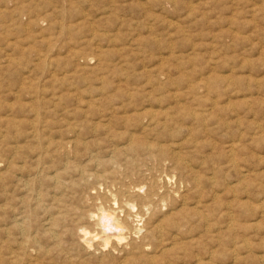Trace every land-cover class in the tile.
I'll return each instance as SVG.
<instances>
[{
    "label": "rangeland",
    "instance_id": "rangeland-1",
    "mask_svg": "<svg viewBox=\"0 0 264 264\" xmlns=\"http://www.w3.org/2000/svg\"><path fill=\"white\" fill-rule=\"evenodd\" d=\"M201 260L264 264V0H0V264Z\"/></svg>",
    "mask_w": 264,
    "mask_h": 264
},
{
    "label": "bare ground",
    "instance_id": "bare-ground-1",
    "mask_svg": "<svg viewBox=\"0 0 264 264\" xmlns=\"http://www.w3.org/2000/svg\"><path fill=\"white\" fill-rule=\"evenodd\" d=\"M131 97H132V96H131ZM225 102H226V100H225ZM227 103H228V102H227ZM225 105H226V104H225ZM225 105H224V106H225ZM226 106H227V105H226ZM150 108H151V107H150ZM124 110H125V109H124ZM125 113H126V111H125ZM128 114H130V113H128ZM125 115H126V114H125ZM121 116H122V115H121ZM127 117H128V115H127ZM131 118H132V117H131ZM126 120H127V119H126ZM132 120H133V119H132ZM38 121H39V120H38ZM133 121H134V120H133ZM33 123H34V122H33ZM33 123H32V124H33ZM107 124L109 125V123H107ZM103 125H104V124H103ZM105 125H106V123H105ZM138 126H139V125H138ZM33 127H34V126H33ZM109 128H110V127H109ZM136 129H137V128H136ZM113 131H114V130H113ZM136 131H137V130H136ZM114 132H116V131H114ZM130 132H131V131H130ZM77 133H78V132H77ZM42 134H43V133H42ZM29 135H30V133H29ZM34 135H35V134H34ZM45 135H46V134H45ZM78 136H79V135H78ZM21 137H22V136H21ZM27 137H28V136H27ZM138 137H139V136H138ZM65 139H66V138H65ZM27 140H28V139H27ZM75 140H77V139H75ZM111 140H112V139H111ZM131 140H132V139H131ZM84 142H85V141H84ZM112 144H113V143H112ZM137 144H138V145H137V148H138V149H143V150H144V149H145V150L149 149V146L146 145L145 143H137ZM15 145H17V144H15ZM70 145H71V144H70ZM120 145H121V144H120ZM123 145H124V144H123ZM17 146H18V145H17ZM15 147H16V146H15ZM112 147H113V146H112ZM116 147H119V146H116ZM121 147H123V146H120V148H121ZM229 147H233V144H230ZM15 149H16V148H14L13 150H15ZM35 149H36V148H35ZM15 151H16V150H15ZM113 151H114V150H113ZM113 151H112V152H113ZM34 152H35V151H34ZM37 153H38V152H37ZM37 153H36V154H37ZM91 154H92V152H91ZM111 154H112V153H111ZM111 154H110V155H111ZM15 155H16V154H15ZM153 156H154V155H153ZM92 157H93V154H92ZM106 157H107V156H106ZM112 157H113V156H112ZM31 158H32V157H31ZM85 158H86V157H85ZM8 159H9V158H8ZM113 159H114V158H113ZM154 159H155V158H154ZM164 159H165V158H164ZM9 160H11V159H9ZM9 160H8V161H9ZM23 160H24V159H23ZM34 160H35V159H34ZM70 160H71V159H70ZM141 160H142V159H141ZM11 161H12V160H11ZM67 161H68V160H67ZM112 161H113V160H112ZM168 161H169V160H168ZM3 162H4V161H3ZM40 162H41V161H40ZM113 162H114V161H113ZM115 162H116V161H115ZM162 162H163V161H162ZM41 163H42V162H41ZM65 163H66V162H65ZM150 163H151V162H150ZM150 163H149V164H150ZM11 164H12V163H11ZM11 164H10V165H11ZM76 164H77V163H76ZM147 164H148V162H147ZM153 164H155V162H154ZM10 165H9V166H10ZM40 165H41V164H40ZM167 165H168V163H167ZM167 165H166V166H167ZM66 166H67V165H66ZM166 166H165V167H166ZM53 167H54V166H53ZM118 167H119V166H118ZM143 167H144V166H143ZM152 167H153V166H152ZM163 167H164V166H163ZM131 168H132V167H131ZM133 168H134V167H133ZM144 168H145V167H144ZM148 168H149V167H148ZM34 169H35V168H34ZM80 169H82V168H80ZM152 169H153V168H152ZM165 169H166V168H165ZM174 169L176 170V168H174ZM37 170H38V169H37ZM120 170H121V169H120ZM123 170H124V169H123ZM140 170H142V169H140ZM153 170H154V169H153ZM162 170H163V168H162ZM40 171H41V170H40ZM57 171H58V169H57ZM95 171H96V170H95ZM52 172H54V171H52ZM79 172H80V171H79ZM126 172H127V170H126ZM153 172H154V171H153ZM162 172H163V171H162ZM32 173H33V172H31V174H32ZM55 173H56V172H55ZM95 173H97V172H95ZM95 173H94V174H95ZM117 173H118V172H117ZM117 173H116V174H117ZM132 173H133V172H132ZM132 173H131V174H132ZM156 173H158V172H156ZM163 173H164V172H163ZM171 173H172V172H171ZM174 173H176V172H174ZM53 174H54V173H53ZM59 174H60V173H59ZM75 174H76V173H75ZM100 174H101V173H100ZM131 174H130V175H131ZM146 174H147V173H146ZM172 174H173V173H172ZM35 175H36V174H35ZM38 175H40V174H38ZM80 175H81L82 177H83V176H87V177H89V176H94L92 173H89V172L86 173V172H82V171H81ZM117 175H118V174H117ZM132 175H134V173H133ZM165 175H166V174H165ZM28 176H29V175H28ZM52 176H53V175H52ZM96 176H97V174H96ZM149 176H150V175H149ZM149 176H148V177H149ZM37 177H38V176H37ZM49 177H50V175H49ZM55 177H56V176H55ZM102 177H103V175H102ZM131 177H132V176H131ZM136 177H137V176H136ZM136 177L134 176V178H136ZM162 177H163V176H161V179H162V182H163L164 179H163ZM164 177H165V176H164ZM173 177H174V176H173ZM50 178H52V177H50ZM56 178H57V177H56ZM56 178H55V179H56ZM65 178H66V177H65ZM104 178H105V177H103V179H104ZM142 178H145V177H142ZM149 178H150V177H149ZM159 178H160V177H159ZM57 179H58V178H57ZM83 179H85V178H83ZM125 179H126V177H125ZM49 180H50V179H49ZM96 180H97V179H96ZM157 180H158V179H157ZM99 181H100V180H99ZM172 181H173V180H172ZM97 182H98V180H97ZM100 182H101V181H100ZM109 182H111V181H109ZM148 182H149V181H148ZM151 182H152V181H151ZM158 182H159V181H158ZM160 182H161V181H160ZM160 182H159V183H160ZM41 183H42V182H41ZM48 183H49V182H48ZM120 183H121V182H120ZM129 183H130V182H129ZM159 183H158V184H159ZM174 183H175V182H174ZM179 183H180V182H179ZM49 184H50V183H49ZM49 184H48V186L50 187L51 185H49ZM115 184H116V183H115ZM115 184H114V185H115ZM148 184H150V183H148ZM160 184H161V183H160ZM170 184H171V182H170ZM56 185H57V184H56ZM102 185H103V184H102ZM109 185H110V184H109ZM114 185H113V186H114ZM118 185H119V184H118ZM129 185H130V184H129ZM231 185H232V184H231ZM74 186H75V185H74ZM81 186H82V185H81ZM104 186H105V185H104ZM115 186H116V185H115ZM131 186H132V185H131ZM175 186H176V185H175ZM52 187H53V186H52ZM99 187H100V185H99ZM111 187H112V184H111ZM127 187H128V185H127ZM127 187H126V188H127ZM135 187H136V186H135ZM160 187H162V186H160ZM168 187H169V186H168ZM179 187H180V186H179ZM179 187H178V188H179ZM40 188H41V187H40ZM80 188H81V187H80ZM85 188H86V187H85ZM92 188H93V187H92ZM118 188H119V186H118ZM124 188H125V187H124ZM142 188H143V186H142ZM144 188H145V190H146V187H144ZM169 188H170V187H169ZM178 188H177V189H178ZM230 188H232V187H230ZM77 189H78V188H77ZM88 189H89V188H88ZM96 189H97V188H96ZM130 189H131V187H130ZM130 189H129V191H130ZM134 189H135V188H134ZM138 189H139V188H138ZM148 189H149V188H148ZM151 189H152V188H151ZM157 189H158V191H159V188H157ZM163 189H164V188H163ZM171 189L173 190V187H171ZM192 189H193V188H192ZM209 189L211 190V188H209ZM101 190H102V189H101ZM108 190L110 191V189H108ZM114 190H115V188H114ZM114 190H113V191H114ZM125 190H127V189H125ZM140 190H141V187H140ZM140 190H138L139 193H140ZM142 190H144V189H142ZM149 190H150V189H149ZM164 190H165V189H164ZM38 191H40V190H38ZM102 191H103V190H102ZM109 191H108V192H109ZM113 191H112V192H113ZM131 191H132V190H131ZM131 191H130V192H131ZM152 191H153V190H152ZM180 191H181V190H180ZM180 191H178V192H180ZM228 191H229V190H228ZM106 192H107V191H106ZM108 192H107V193H108ZM133 192H134V190H133ZM136 192H137V190H136ZM138 192H137V193H138ZM145 192H146V191H145ZM232 192H233V191H232ZM89 193H90V192H89ZM95 193H96V192H95ZM115 193H116V191H115ZM125 193H126V192H125ZM169 193H170V192H169ZM169 193H168V194H169ZM171 193H172V192H171ZM175 193H176V192H175ZM37 194H38V193H37ZM90 194H91V193H90ZM99 194H100V192H99ZM104 194H105V193H104ZM144 194H146V193H144ZM179 194H180V193H179ZM53 195H54V194H53ZM106 195H107V194H106ZM125 195H126V194H125ZM128 195H129V194H128ZM142 195H143V194H142ZM180 195H181V194H180ZM87 196H88V195H87ZM138 196H139V195H138ZM149 196H150V195H149ZM164 196H165V195H164ZM39 197H40V195H39ZM39 197H38V198H39ZM54 197H55V196H54ZM103 197H104V196H103ZM107 197H108V195H107ZM107 197H106V198H107ZM109 197H111V196H109ZM116 197H117V196H116ZM124 197H125V196H124ZM147 197H148V196H147ZM156 197H157V196H156ZM169 197H170V196H169ZM174 197H175V196H174ZM177 197H178V196H177ZM177 197H176V199H177ZM24 198H25V197H24ZM98 198H99V197H98ZM149 198H150V197H149ZM167 198H168V197H167ZM21 199H22V197H21ZM111 199H112V198H111ZM115 199H117V198H115ZM152 199H153V195H152ZM156 199H157V198H156ZM180 199H181V198H180ZM36 200H37V199H36ZM39 200H40V199H39ZM41 200H42V199H41ZM84 200H85V198H84ZM139 200H140V198H139ZM162 200H163V199H162ZM88 201H89V200H88ZM100 201H101V200H100ZM169 201H170V199H169ZM186 201H187V200H186ZM261 201H262V200H261ZM82 202H83V201H82ZM82 202H81V203H82ZM127 202H128V201H126V203H127ZM151 202H152V201H151ZM160 202H161V201H159V203H160ZM163 202H164V201H163ZM163 202H162V203H163ZM94 203H95V202H94ZM94 203H92V204H94ZM105 203H106V202H105ZM108 203H109V202H108ZM129 203H130V202H129ZM135 203H136V200H135ZM166 203H167V202H166ZM259 203H260V202H259ZM100 204H102V203H100ZM110 204H111V203H109V206H110ZM127 204H128V203H127ZM169 204H170V203H169ZM187 204H188V203H187ZM260 204L262 205V202H261ZM86 205H87V204H86ZM189 205H190V204H189ZM88 206H89V205H88ZM102 206H103V205H102ZM109 206H108V207H109ZM118 206H119V205H118ZM123 206H124V205H123ZM128 206L130 207V205H127V207H128ZM135 206H136V205H135ZM157 206H158V205H157ZM157 206H155V207H157ZM262 206H263V205H262ZM262 206H260V208H261ZM132 207H133V206H132ZM144 207H145V206H144ZM176 207H178V206H176ZM104 208H105V206H104ZM106 208H107V207H106ZM117 208H118V207H117ZM150 208H151V206H150ZM159 208L161 209V206H160ZM90 209H91V208H90ZM102 209H103V208H102ZM109 209H111V208H109ZM113 209H114V208H113ZM120 209H121V208H120ZM124 209H126V207H125ZM134 209H135V208H134ZM160 209H159V210H160ZM162 209H163V208H162ZM180 209H181V208H180ZM107 210H108V208H107ZM111 210H112V209H111ZM114 210H115V209H114ZM145 210H146V209H145ZM155 210H156V209H155ZM157 210H158V209H157ZM171 210H172V209H171ZM177 210H179V209H176V211H177ZM23 211H24V210H23ZM52 211H53V210H52ZM85 211H86V210H85ZM123 211H124V210H123ZM161 211H162V210H161ZM174 211H175V210H174ZM96 212H97V210H96ZM96 212H95V213H96ZM127 212H128V209H127ZM139 212H140V210L138 211V216L141 215V214L139 215ZM142 212H143V211H142ZM172 212H173V211H172ZM172 212H171V213H172ZM88 213H89V212H88ZM91 213H92V212H91ZM91 213H90V214H91ZM95 213H93V214L95 215ZM101 213H102V211H101ZM112 213H113V212H112ZM112 213H111V212H110V213H107V212H106L105 215L103 214L102 216H99V218H100V217H101V218H100L99 220L96 221L97 225H98L99 228H100V235H98V236H99L100 240L104 242V244H106L107 242H109V241H111V240H113V241H119V240H122V238H121L122 232L125 231L126 228H127L126 224H125L124 222H122V218H121V220H119V219L116 217V216H118V215L115 216V215L112 214ZM123 213H124V212H123ZM136 213H137V212H136ZM143 213H144V212H143ZM148 213H149V212H148ZM30 214H31V213H30ZM116 214H117V213H116ZM125 214H126V213H125ZM125 214H123V215H125ZM129 214H130V212H129ZM131 214H132V213H131ZM152 214H153V212H152ZM100 215H101V214H100ZM127 215H128V214H127ZM170 215H171V214H170ZM14 216H15V215H14ZM119 216H120V215H119ZM87 217H88V216H87ZM89 217H90V216H89ZM127 217H128V216H127ZM131 217H134V216L132 215ZM159 217H160V216H159ZM164 217H165V216H164ZM164 217H162V218H164ZM10 218H11V217H10ZM82 219H83V221H84V218H82ZM137 219H138V218H137ZM22 220H23V219H22ZM22 220H21V221H22ZM87 220H88V219H87ZM143 220H144V219H143ZM15 221H16V220H15ZM128 221H129V220H128ZM148 221H149V220H148ZM159 221L161 222L160 219H159ZM162 221H163V220H162ZM93 222H95V221H93ZM23 223H24V222H23ZM129 223H130V222H129ZM129 223H128V224H129ZM134 223H135V222H134ZM143 223H144V221H143ZM146 223H147V222H146ZM146 223H145V224H146ZM156 223H157V222H156ZM90 224H92V223H90ZM130 224H131V223H130ZM17 225L20 226L21 224L19 223V224H17ZM47 225H48V224H47ZM47 225H46V226H47ZM83 225H84V224H83ZM155 225H156V224H154V226L151 228V230L149 229V230H147V232L145 231L146 233L143 232L144 229H142V230H141L140 228H139V229H140L141 232L144 233V234H147V235H148V234H154V235H155V234H156L155 232H157V228H156L157 225H156V226H155ZM10 226H11V225H10ZM94 226H95V225H94ZM129 226H130V225H129ZM129 226H128V228H129ZM131 226H132V224H131ZM145 226H146V225H145ZM160 226H163V225L160 224ZM210 226H211V225H210ZM20 227H21V226H20ZM20 227H19V228H20ZM22 227H24V226H22ZM82 227H83V226H82ZM84 227H85V226H84ZM92 227H93V226H92ZM92 227H91V228H92ZM146 227H147V226H146ZM146 227H145V228H146ZM148 227H149V226H148ZM163 227H164V226H163ZM44 228H45V227H44ZM48 228H49V227H48ZM91 228H90V229H91ZM93 228H94V227H93ZM25 229H26V228H25ZM25 229H24V230H25ZM45 229H47V227H46ZM59 229H60V227H59ZM77 229H78V228H77ZM83 229H84V228H83ZM83 229H82V230H83ZM96 229H98V228H96ZM161 229H162V228H161ZM6 230H7V228H6ZM20 230H21V228H20ZM22 230H23V229H22ZM52 230H53V229H52ZM129 230H130V228H129ZM132 230H133V229H132ZM132 230H131V232H132ZM178 230H179V229H178ZM7 231H8V230H7ZM25 231H26V230H25ZM134 231H135V230H134ZM160 231H161V230H160ZM164 231H165V230H163L162 232H164ZM180 231H181V230H180ZM50 232H51V231H50ZM82 232H83V231H82ZM137 232H138V231H137ZM5 233H6V232H5ZM22 233H23V231H22ZM22 233H21V234H22ZM52 233H54V232L52 231L51 234H52ZM86 233H87V232H86ZM6 234H7V233H6ZM10 234H11V233H10ZM21 234H20V235H21ZM98 234H99V233H98ZM129 234L131 235L130 232H129ZM144 234L141 235V236L144 237ZM158 234H159V232H158ZM160 234H161V232H160ZM160 234H159V235H160ZM25 235H26V234H25ZM29 235H30V234H29ZM65 235H66V236H69L68 234H65ZM76 235H77V233H76ZM6 236H7V235H6ZM23 236H24V234H23ZM23 236H22V237H23ZM77 236H78V235H77ZM92 236H93V235H91V237H92ZM94 236H95V234H94ZM94 236H93V237H94ZM98 236L96 235V238H97ZM141 236H140V237H141ZM160 236H161V235H160ZM162 236H163V235H162ZM24 237H25V236H24ZM24 237H23V238H24ZM33 237H34V235H33ZM52 237H53V236H52ZM54 237H55V236H54ZM54 237H53V238H54ZM57 237H60V236H57ZM72 237H73V236H72ZM89 237H90V236H89ZM125 237H126V236H125ZM130 237H131V236H130ZM130 237H129V238H130ZM140 237H139V240H140V241H138V242L141 243V239H140ZM23 238H22V239H23ZM61 238H62V237H61ZM63 238H64V237H63ZM68 238H69V237H68ZM85 238H86V240H87V237H85ZM96 238H95V239H96ZM127 238H128V237H127ZM38 239H39V238H38ZM95 239H94V240H95ZM97 239H98V238H97ZM97 239H96V240H97ZM123 239H124V238H123ZM130 239H132V238H130ZM134 239H135V238H134ZM159 239H160V238H159ZM28 240H30V239H28ZM33 240H35V239H33ZM33 240L31 239L30 241H33ZM51 240H52V239H51ZM78 240H79V239H78ZM86 240H85V241H86ZM100 240H99V241H100ZM124 240H125V239H124ZM18 241H19V240H18ZM23 241H24V240H23ZM23 241H21V242H23ZM52 241H53V240H52ZM57 241H60V239L57 240ZM81 241H82V240H81ZM91 241H92V240H91ZM99 241H98V242H99ZM101 241H100V242H101ZM26 242H27V241H26ZM33 242H35V241H33ZM38 242H39V241H38ZM96 242H97V241H96ZM121 242H123V241H121ZM160 242H161V241H160ZM160 242H159V243H160ZM27 243H28V242H27ZM30 243H31V242H30ZM36 243H37V240H36ZM79 243H80V242H79ZM83 243H84V242H83ZM131 243H133V245H134L135 241L130 242V244H129V242H128L129 245H131ZM175 243H176V242H175ZM32 244H34V243H32ZM75 244H76V243H75ZM101 244H102V243H101ZM113 244H114V242H112V245H113ZM135 244H137V243H135ZM173 244H174V243H173ZM26 245H27V244H26ZM83 245H84V244H83ZM86 245H87V244H86ZM93 245H94V244H93ZM123 245H125V244H123ZM123 245H122V246H123ZM133 245L130 246V247H133ZM9 246H10V245H9ZM11 246H12V245H11ZM29 246H30V245H29ZM76 246H77V245H76ZM88 246H89V245H88ZM114 246H115V245H114ZM118 246H119V245H118ZM140 246H141V245H140ZM145 246H146V245H145ZM145 246H144V247H145ZM150 246H151V245H150ZM174 246H175V244H174ZM58 247H59V246H58ZM64 247H66V246H64ZM78 247H79V246H78ZM106 247H108V246H106ZM120 247H121V246H120ZM172 247H173V246H172ZM34 248H37V247H34ZM83 248H84V247H83ZM115 248H116L117 250H119V248H117V245H116ZM121 248H122V247H121ZM140 248H141V247H140ZM30 249H32V248H30ZM62 249H64V248H62ZM106 249H107V248H106ZM122 249H123V248H122ZM143 249H144V248H143ZM166 249H167V246H166L165 251H164L165 253H166ZM13 250H14V249H13ZM32 250H33V249H32ZM100 250H101V249H100ZM103 250H104V248H103ZM125 250H126V249H125ZM144 250H146V249H144ZM150 250H151V249H150ZM29 251H30V250H29ZM85 251H86V249H85ZM89 251H90V250H89ZM96 251H97V249H96ZM105 251H107V250H105ZM110 251H111V250H110ZM119 251H120V250H119ZM119 251H118V252H119ZM128 251H129V250H128ZM11 252H13V251H11ZM16 252H17V251H16ZM19 252H20V251H19ZM61 252H63V251H61ZM64 252H65V251H64ZM103 252H104V251H103ZM113 252H114V251H113ZM118 252H117V253H113V254H118ZM123 252H124V251H123ZM126 252H127V251H126ZM137 252H138V251H137ZM137 252H134V253L136 254ZM13 253H14V252H13ZM26 253H27V252H26ZM59 253H60V252H59ZM85 253H86V252H85ZM91 253H92V252H91ZM91 253H90V255H91ZM127 253H129V252H127ZM148 253H149V252H148ZM150 253H151V252H150ZM150 253H149V254H150ZM185 253H186V252H185ZM15 254H16V253H15ZM65 254H66V252H65ZM103 254H104V253H103ZM107 254H108V253H107ZM122 254H123V253H122ZM124 254L126 255L125 252H124ZM152 254H153V253H152ZM154 254H155V253H154ZM39 255H40V254H39ZM94 255H96V254H94ZM94 255H92V256H94ZM110 255H111V253H110ZM147 255H148V254H147ZM156 255H157V254H156ZM16 256H18V255H16ZM36 256H38V254H37ZM102 256H103V255H102ZM102 256H101V257H102ZM114 256H116V255H114ZM138 256H139V255H138ZM150 256H151V255H150ZM153 256H154V255H153ZM8 257H9V256H8ZM12 257H14V256H12ZM60 257H62V256L60 255ZM97 257H98V256H97ZM103 257H104V256H103ZM125 257H126V256H125ZM154 257H155V256H154ZM157 257H158V256H157ZM157 257L155 258V260L157 259ZM67 258H68V257H67ZM94 258H95V257H94ZM94 258H93V259H94ZM109 258H110V256H109ZM122 258H123V257H122ZM134 258H135V257H134ZM24 259H25V257H24ZM64 259H65V258H64ZM95 259H96V258H95ZM123 259H124V258H123ZM176 259H177V258H176ZM25 260H26V259H25ZM100 260H101V259H100ZM145 260H146V259H145ZM10 261H11V260H10ZM75 261H76V260H75ZM75 261H73V264H74ZM107 261H108V260H107ZM141 261H143V260H141ZM166 261H167V260H166ZM169 261H170V260H169ZM93 262H94V260H93ZM95 262H96V261H95ZM99 262H100V261H99ZM128 262H130V261H128ZM139 262H140V261H139ZM147 262H148V261H147ZM198 262H199V261H198ZM198 262H196V263H198ZM223 262H224V261H223ZM70 263H71V262H70ZM70 263H69V264H70ZM120 263H121V262H120ZM125 263H126V262H125ZM149 263H150V262H149ZM168 263H169V262H168ZM23 264H24V263H23ZM28 264H29V263H28ZM121 264H122V263H121ZM155 264H156V262H155ZM174 264H176V263H174ZM185 264H186V263H185ZM200 264H202V260H201V263H200ZM205 264H206V263H205ZM211 264H212V262H211Z\"/></svg>",
    "mask_w": 264,
    "mask_h": 264
}]
</instances>
